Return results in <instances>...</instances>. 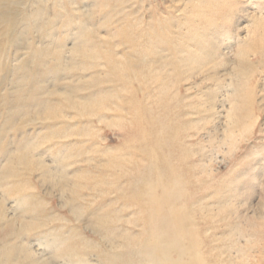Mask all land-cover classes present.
Instances as JSON below:
<instances>
[{
	"label": "rangeland",
	"instance_id": "obj_1",
	"mask_svg": "<svg viewBox=\"0 0 264 264\" xmlns=\"http://www.w3.org/2000/svg\"><path fill=\"white\" fill-rule=\"evenodd\" d=\"M0 264H264V0H0Z\"/></svg>",
	"mask_w": 264,
	"mask_h": 264
},
{
	"label": "bare ground",
	"instance_id": "obj_2",
	"mask_svg": "<svg viewBox=\"0 0 264 264\" xmlns=\"http://www.w3.org/2000/svg\"><path fill=\"white\" fill-rule=\"evenodd\" d=\"M167 102H168V101H167ZM167 102H166V103H167ZM164 104H165V103H164ZM165 105H166V104H165ZM165 105H164V106H165ZM166 106H167V105H166ZM232 108H233V107L231 106L230 109H229V111L231 112V116H230V118H231V120H233V121H238V120L240 119V118H239L240 115L238 114V112H237L236 110H233V111H235V112H233V111H232ZM165 109H167V108H165ZM229 111H228V112H229ZM145 112H147V107H145ZM146 120H147V118H146ZM162 124H163V123H162ZM143 129L145 130V127H143ZM169 145L171 146V145H172V142H170ZM151 150H152V149H151ZM152 170H153V169H152ZM188 218H189V217H188ZM191 218H192V217H191ZM190 222H191V221H190ZM191 225H192V224H191ZM191 227H192V226H191ZM152 232H154V231H152ZM160 233H162V232H160ZM155 234H156V233H155ZM190 234H191V233L188 231V232H187V235H190ZM159 237H160V236H159ZM159 241H160V240H159ZM2 244H3V243H2ZM3 245H4V244H3ZM147 246H148V245H147ZM156 248H157V247H156ZM156 248H155V249H156ZM174 248H175V247H174ZM182 251H183V250H182ZM181 254H182V252L180 253V255H181ZM15 261H16V260H15ZM160 263H161V262H160ZM172 263H173V262H172Z\"/></svg>",
	"mask_w": 264,
	"mask_h": 264
}]
</instances>
